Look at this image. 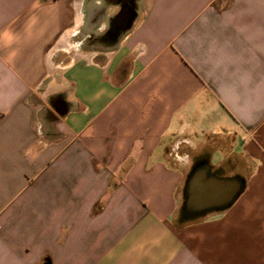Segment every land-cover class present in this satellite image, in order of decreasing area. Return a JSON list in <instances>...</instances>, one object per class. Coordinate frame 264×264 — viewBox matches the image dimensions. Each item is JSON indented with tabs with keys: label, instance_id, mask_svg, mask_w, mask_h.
Here are the masks:
<instances>
[{
	"label": "crops",
	"instance_id": "1",
	"mask_svg": "<svg viewBox=\"0 0 264 264\" xmlns=\"http://www.w3.org/2000/svg\"><path fill=\"white\" fill-rule=\"evenodd\" d=\"M0 264H264V0H0Z\"/></svg>",
	"mask_w": 264,
	"mask_h": 264
},
{
	"label": "rangeland",
	"instance_id": "2",
	"mask_svg": "<svg viewBox=\"0 0 264 264\" xmlns=\"http://www.w3.org/2000/svg\"><path fill=\"white\" fill-rule=\"evenodd\" d=\"M85 27L80 29V32L78 34V36H76V38H73V42H77L79 40V37H81V35H85L88 34V31L90 29V25H84ZM118 31V27L112 23L111 26L105 30V34L107 35H113Z\"/></svg>",
	"mask_w": 264,
	"mask_h": 264
},
{
	"label": "flooded vegetation",
	"instance_id": "3",
	"mask_svg": "<svg viewBox=\"0 0 264 264\" xmlns=\"http://www.w3.org/2000/svg\"><path fill=\"white\" fill-rule=\"evenodd\" d=\"M123 15H124V14L120 15V18H119V19H120V23H122ZM119 19H118V20H119Z\"/></svg>",
	"mask_w": 264,
	"mask_h": 264
},
{
	"label": "bare ground",
	"instance_id": "4",
	"mask_svg": "<svg viewBox=\"0 0 264 264\" xmlns=\"http://www.w3.org/2000/svg\"><path fill=\"white\" fill-rule=\"evenodd\" d=\"M207 191V190H206Z\"/></svg>",
	"mask_w": 264,
	"mask_h": 264
}]
</instances>
